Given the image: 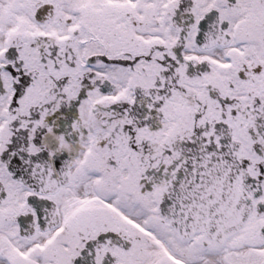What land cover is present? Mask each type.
<instances>
[{
	"label": "snow or ice",
	"instance_id": "obj_1",
	"mask_svg": "<svg viewBox=\"0 0 264 264\" xmlns=\"http://www.w3.org/2000/svg\"><path fill=\"white\" fill-rule=\"evenodd\" d=\"M0 264H264V0H0Z\"/></svg>",
	"mask_w": 264,
	"mask_h": 264
}]
</instances>
